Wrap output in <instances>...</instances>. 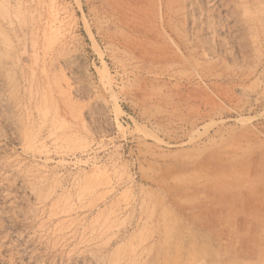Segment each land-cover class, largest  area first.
Segmentation results:
<instances>
[{"label": "rangeland", "instance_id": "1", "mask_svg": "<svg viewBox=\"0 0 264 264\" xmlns=\"http://www.w3.org/2000/svg\"><path fill=\"white\" fill-rule=\"evenodd\" d=\"M0 264H264V0H0Z\"/></svg>", "mask_w": 264, "mask_h": 264}]
</instances>
